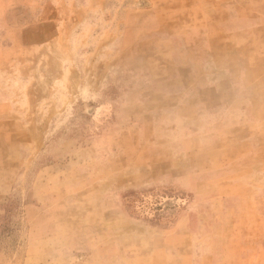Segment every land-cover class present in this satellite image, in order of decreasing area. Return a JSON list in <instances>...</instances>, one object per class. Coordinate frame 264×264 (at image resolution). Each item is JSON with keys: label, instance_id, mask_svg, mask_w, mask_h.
<instances>
[{"label": "rangeland", "instance_id": "374dc122", "mask_svg": "<svg viewBox=\"0 0 264 264\" xmlns=\"http://www.w3.org/2000/svg\"><path fill=\"white\" fill-rule=\"evenodd\" d=\"M0 264H264V0H0Z\"/></svg>", "mask_w": 264, "mask_h": 264}]
</instances>
